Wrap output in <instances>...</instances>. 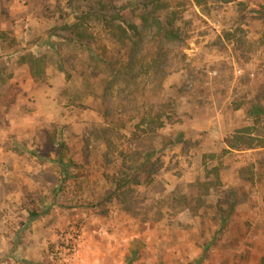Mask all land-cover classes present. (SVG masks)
<instances>
[{
  "label": "rangeland",
  "instance_id": "rangeland-1",
  "mask_svg": "<svg viewBox=\"0 0 264 264\" xmlns=\"http://www.w3.org/2000/svg\"><path fill=\"white\" fill-rule=\"evenodd\" d=\"M134 2L0 0V264H264V0H162L180 39L136 45L87 14ZM80 19L104 63L63 39ZM60 135L85 181L54 202L58 169L33 152L52 158ZM134 136L159 175L115 189ZM36 194L53 207L28 222Z\"/></svg>",
  "mask_w": 264,
  "mask_h": 264
},
{
  "label": "trees",
  "instance_id": "trees-1",
  "mask_svg": "<svg viewBox=\"0 0 264 264\" xmlns=\"http://www.w3.org/2000/svg\"><path fill=\"white\" fill-rule=\"evenodd\" d=\"M194 1L197 5H200L202 0ZM131 6V9H127L124 7V3L120 5H109V3H107L101 5L98 10L89 8L87 14H96L98 18L103 20L105 27L115 30L116 34L112 36L115 38L118 37L122 45L126 44V39L133 43V45H136L138 38L141 37L144 30L152 31L154 38L158 42L176 41L180 39L181 30L173 22L163 21L160 18L161 12L163 8H165V4L162 0H135ZM133 11H136V14H133ZM100 15L101 17H99ZM132 18H135V21H133ZM82 24L83 21L81 19L80 22H74L70 26L69 33H67L63 39L67 42L76 41L86 49L91 57H94L95 60H99L100 63H104L102 59L93 54L89 41H87L88 38L83 32L78 30V27L82 26ZM129 31L133 34L130 35ZM126 49H128V54L130 55L133 54L135 48ZM252 114L258 117L264 114V108L259 105H253ZM158 127H162L161 123ZM155 132L156 129H154V127L149 131L151 134ZM183 136L184 132L182 130H176L174 136L168 141L169 147H183L186 143L185 140H183ZM139 139L140 137L138 136L131 137L135 150H130L122 160L121 167L124 168L125 171L119 177H112V183L116 185L115 189L122 188L128 190L135 183L143 186L145 189V187H149L159 175L158 168L156 167V160L158 159L156 158L157 151L154 148H146L141 150L144 151V153L141 154L140 150H138ZM56 141V144H54V156L52 158L44 156L42 153L33 152V155L38 161L51 164L58 169V179L56 178V182L54 183L55 186L51 190L54 202L58 200L61 192H63V184L67 179L72 178L80 181V183L85 181V176L78 168V163L73 160V153H70V148L63 136L60 135ZM250 148H253L251 142H245V149ZM230 194L232 199L229 197L231 200L229 199L227 202V209L218 210L219 213L216 216V220L219 227L215 234L226 232L228 219L234 212L236 205V200L233 197L234 191L231 190ZM52 207V203L45 204L43 197L37 196V194L33 197L28 196L19 206L21 211L26 213V220L28 222L35 221L48 214ZM213 241L214 239H211L210 242L206 243L204 246H209ZM194 259L195 258H193V260Z\"/></svg>",
  "mask_w": 264,
  "mask_h": 264
}]
</instances>
